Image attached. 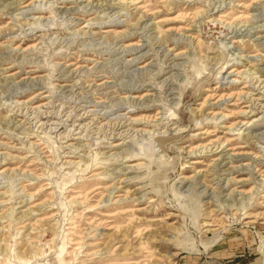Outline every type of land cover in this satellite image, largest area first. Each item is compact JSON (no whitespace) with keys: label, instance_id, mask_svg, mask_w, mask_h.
Wrapping results in <instances>:
<instances>
[{"label":"rangeland","instance_id":"obj_1","mask_svg":"<svg viewBox=\"0 0 264 264\" xmlns=\"http://www.w3.org/2000/svg\"><path fill=\"white\" fill-rule=\"evenodd\" d=\"M0 264H264V0H0Z\"/></svg>","mask_w":264,"mask_h":264},{"label":"bare ground","instance_id":"obj_2","mask_svg":"<svg viewBox=\"0 0 264 264\" xmlns=\"http://www.w3.org/2000/svg\"><path fill=\"white\" fill-rule=\"evenodd\" d=\"M125 1V0H124ZM237 67H232L231 70L229 72H235L236 71V74L240 73V71H237ZM225 96H227L226 98L230 97V94L229 95H226L224 93H222L219 98H218V101L217 102H221L222 100H224ZM218 104V103H217ZM223 115V114H222ZM224 116V115H223ZM226 116V115H225ZM228 127V126H227ZM232 156H236V154H231Z\"/></svg>","mask_w":264,"mask_h":264}]
</instances>
